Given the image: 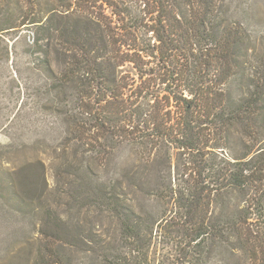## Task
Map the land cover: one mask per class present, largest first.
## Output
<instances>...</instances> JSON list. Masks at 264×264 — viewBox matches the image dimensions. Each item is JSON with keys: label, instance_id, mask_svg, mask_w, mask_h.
Masks as SVG:
<instances>
[{"label": "trees", "instance_id": "obj_1", "mask_svg": "<svg viewBox=\"0 0 264 264\" xmlns=\"http://www.w3.org/2000/svg\"><path fill=\"white\" fill-rule=\"evenodd\" d=\"M233 4L53 0L46 21L8 28L36 26L40 52L53 54L43 66L62 132L56 191L41 160L4 167L20 149L0 145V197L40 216L36 264H78L77 250L98 264H210L217 246L264 261L253 219L264 215V57ZM133 195L164 210L150 215ZM70 201L114 231L86 217L71 242Z\"/></svg>", "mask_w": 264, "mask_h": 264}, {"label": "rangeland", "instance_id": "obj_2", "mask_svg": "<svg viewBox=\"0 0 264 264\" xmlns=\"http://www.w3.org/2000/svg\"><path fill=\"white\" fill-rule=\"evenodd\" d=\"M52 7L53 0H0V145L8 146L9 139H14L15 149H20L19 156L8 160L9 163L4 162V167L12 169L22 163L41 160L48 194L56 191L53 144L62 135L53 124L52 79L43 66L52 60L53 54L40 52L36 44V26L26 24L8 28L34 18L46 21ZM232 14L253 39L257 53L264 57V0H234ZM240 83L241 80L234 79L229 84L234 96L243 91ZM126 157L131 158L128 150L117 153L110 162L109 172L118 171ZM76 190L72 188L73 193ZM50 198L54 203L53 196ZM133 198L150 215L159 216L164 210V205L154 199L134 195ZM16 208L18 204L12 198L6 201L0 197V264H36L34 256L40 239L37 232L40 216L27 210L20 213ZM64 209L62 212L68 215L73 225L69 231L71 242L79 232L77 225L83 226L86 217L94 221L97 230L115 229H110L105 220L104 225L101 224L97 219L98 212L80 209L74 201L68 202ZM253 219L264 233V215H253ZM73 258L78 264H98L97 260L79 250ZM209 261L210 264H264V261L253 263L246 251L227 246L213 248Z\"/></svg>", "mask_w": 264, "mask_h": 264}]
</instances>
